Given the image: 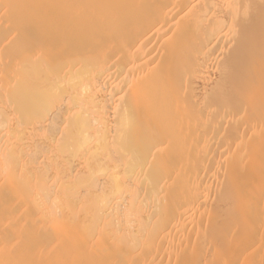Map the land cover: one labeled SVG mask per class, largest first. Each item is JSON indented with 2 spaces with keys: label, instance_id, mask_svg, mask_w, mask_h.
<instances>
[{
  "label": "bare ground",
  "instance_id": "1",
  "mask_svg": "<svg viewBox=\"0 0 264 264\" xmlns=\"http://www.w3.org/2000/svg\"><path fill=\"white\" fill-rule=\"evenodd\" d=\"M0 264H264V0H0Z\"/></svg>",
  "mask_w": 264,
  "mask_h": 264
}]
</instances>
